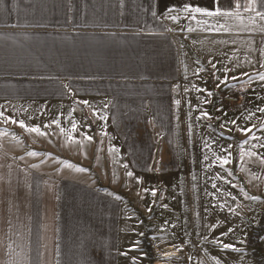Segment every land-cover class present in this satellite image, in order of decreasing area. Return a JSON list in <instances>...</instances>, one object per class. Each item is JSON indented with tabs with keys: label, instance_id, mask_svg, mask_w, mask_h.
Masks as SVG:
<instances>
[{
	"label": "crops",
	"instance_id": "1",
	"mask_svg": "<svg viewBox=\"0 0 264 264\" xmlns=\"http://www.w3.org/2000/svg\"><path fill=\"white\" fill-rule=\"evenodd\" d=\"M257 13L264 0H0V264H130L108 183L175 140L177 94L194 84L184 35L259 37L242 45L244 73L211 89L264 109ZM41 127L89 144L57 167L28 150Z\"/></svg>",
	"mask_w": 264,
	"mask_h": 264
},
{
	"label": "rangeland",
	"instance_id": "2",
	"mask_svg": "<svg viewBox=\"0 0 264 264\" xmlns=\"http://www.w3.org/2000/svg\"><path fill=\"white\" fill-rule=\"evenodd\" d=\"M182 38L180 60L194 84L177 94L184 117L175 140L158 148L151 166H124L123 179L108 183L122 203L121 243L130 264L264 263V227L256 236L264 226L262 101L245 99L234 85L220 97L211 89L215 77L232 82L244 73L249 51L242 45L259 37L224 32ZM38 130L28 150L57 167L75 156L76 146L89 144L48 127Z\"/></svg>",
	"mask_w": 264,
	"mask_h": 264
},
{
	"label": "snow or ice",
	"instance_id": "3",
	"mask_svg": "<svg viewBox=\"0 0 264 264\" xmlns=\"http://www.w3.org/2000/svg\"><path fill=\"white\" fill-rule=\"evenodd\" d=\"M195 11H197V12H202V11H205V10L197 8V9H195ZM219 11H220V10L217 9V12H216V13L207 12L206 14H207V15L219 14ZM257 15H260L261 18L264 19V14L257 13ZM260 78H261V80H264V75H261ZM85 103H86V102H85ZM261 111H264V109H261ZM21 126L23 127V124H21ZM31 131L38 132L39 130L34 128V129H31ZM89 139H90V138H89ZM225 162H228V161H225ZM128 175H131V173H128ZM224 247H225V248H230V247H232V246H231V245H224Z\"/></svg>",
	"mask_w": 264,
	"mask_h": 264
},
{
	"label": "trees",
	"instance_id": "4",
	"mask_svg": "<svg viewBox=\"0 0 264 264\" xmlns=\"http://www.w3.org/2000/svg\"><path fill=\"white\" fill-rule=\"evenodd\" d=\"M263 227H264V226L258 228V231H257V233H256V236H258V233L261 231V229H263ZM255 239H256V238H255ZM255 243H256V241H255ZM257 264H264V263H263V261H262L261 259H259L258 262H257Z\"/></svg>",
	"mask_w": 264,
	"mask_h": 264
},
{
	"label": "bare ground",
	"instance_id": "5",
	"mask_svg": "<svg viewBox=\"0 0 264 264\" xmlns=\"http://www.w3.org/2000/svg\"><path fill=\"white\" fill-rule=\"evenodd\" d=\"M170 256H175V254H172V255L170 254V255H168V257H170Z\"/></svg>",
	"mask_w": 264,
	"mask_h": 264
}]
</instances>
